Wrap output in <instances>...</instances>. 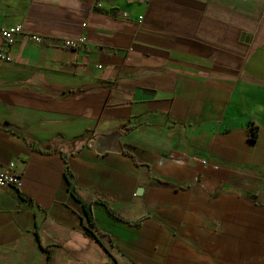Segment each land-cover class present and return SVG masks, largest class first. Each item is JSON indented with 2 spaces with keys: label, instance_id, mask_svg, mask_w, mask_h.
<instances>
[{
  "label": "crops",
  "instance_id": "obj_1",
  "mask_svg": "<svg viewBox=\"0 0 264 264\" xmlns=\"http://www.w3.org/2000/svg\"><path fill=\"white\" fill-rule=\"evenodd\" d=\"M16 24L0 264H264V0H0Z\"/></svg>",
  "mask_w": 264,
  "mask_h": 264
},
{
  "label": "built area",
  "instance_id": "obj_2",
  "mask_svg": "<svg viewBox=\"0 0 264 264\" xmlns=\"http://www.w3.org/2000/svg\"><path fill=\"white\" fill-rule=\"evenodd\" d=\"M84 25V24H83ZM23 31L21 24L0 27V38L6 41H13L15 35ZM40 37H36V41H40ZM85 38H73L66 39L64 41L65 46H77L82 45ZM11 57L8 53H3L0 51V61L10 60ZM23 185V175L16 172L14 169V163H8L7 165L0 164V188L8 186L20 189Z\"/></svg>",
  "mask_w": 264,
  "mask_h": 264
},
{
  "label": "trees",
  "instance_id": "obj_3",
  "mask_svg": "<svg viewBox=\"0 0 264 264\" xmlns=\"http://www.w3.org/2000/svg\"><path fill=\"white\" fill-rule=\"evenodd\" d=\"M33 147L37 148L34 145H33ZM65 159H66V156H65ZM66 161H65V163H67ZM66 176H67L66 179L68 181L69 188H70V190L72 192V196H74V198H76L78 201H80L83 204L84 208H85L84 212H85V217H86L85 219H86V222L88 224L87 228L91 229V228H93L95 226L94 215H93V211H92L93 210L92 202L89 203L88 201L84 200L80 196L79 189H78L77 185L74 182V174H73V172L70 169L68 164H66ZM19 198H23V196L20 195ZM97 201L103 203V205H105L108 208V211L111 214L119 217V219H121V220L128 221V219H125V218L119 216V214L115 211V208L113 207L111 201H109L108 199H105L104 197H99V198H97ZM133 224H135V226H139V225H141V220H139L137 222L133 221Z\"/></svg>",
  "mask_w": 264,
  "mask_h": 264
},
{
  "label": "water",
  "instance_id": "obj_4",
  "mask_svg": "<svg viewBox=\"0 0 264 264\" xmlns=\"http://www.w3.org/2000/svg\"><path fill=\"white\" fill-rule=\"evenodd\" d=\"M120 136V134L119 133H116V134H114V136H112V138H114V139H118V137ZM142 189L143 188H140V191H142Z\"/></svg>",
  "mask_w": 264,
  "mask_h": 264
}]
</instances>
